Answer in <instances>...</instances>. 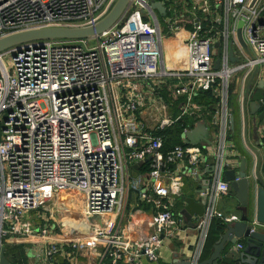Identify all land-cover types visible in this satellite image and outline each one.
Returning <instances> with one entry per match:
<instances>
[{
	"label": "built area",
	"instance_id": "obj_1",
	"mask_svg": "<svg viewBox=\"0 0 264 264\" xmlns=\"http://www.w3.org/2000/svg\"><path fill=\"white\" fill-rule=\"evenodd\" d=\"M150 1L127 0L119 17L92 35L0 49V238H26L38 264H71L82 245L93 264L156 260L177 220L172 204L183 174L209 179L188 264H197L215 215L235 218L214 209L229 188L222 170L236 161L228 140V77L264 62V0H157L163 13ZM113 2L0 0V38L88 26ZM183 14L189 27L182 38L175 18ZM238 20L247 50L236 37ZM173 43L181 44L182 57ZM234 48L247 51L235 65L228 55L230 49L237 57ZM169 82L172 96L164 91ZM200 91L217 100V109L206 120L205 143L185 142ZM182 117L192 124H183L180 142L163 150V130ZM138 161L146 170L130 175ZM49 186L74 193L67 196L77 197L75 219L34 224L26 216Z\"/></svg>",
	"mask_w": 264,
	"mask_h": 264
},
{
	"label": "water",
	"instance_id": "obj_2",
	"mask_svg": "<svg viewBox=\"0 0 264 264\" xmlns=\"http://www.w3.org/2000/svg\"><path fill=\"white\" fill-rule=\"evenodd\" d=\"M127 0H114L108 11L95 23L88 26H51L22 30L7 34L0 38V49L10 44L33 38L42 37H81L98 33L110 26L121 14ZM150 5L156 8L159 13L164 12L162 4L157 0H151ZM241 20L236 24V37L243 48L246 46L240 33ZM217 46V42L213 43ZM247 50V49H246ZM230 60H235L231 50H228ZM218 58L214 59V67H217ZM257 70L255 66L250 73L252 77ZM257 89L248 97L242 96L241 111L244 115V130H250L255 143L264 146L261 138L264 136V83L262 78L256 82ZM246 107V108H245ZM247 119L249 120L247 122ZM230 126L232 116H229ZM204 127V125H203ZM199 132V133H198ZM199 135L206 136V129H199L197 126L185 133L184 141L201 142ZM255 155L252 165V175L245 174V158L240 156L232 167L222 170L223 178L228 182V191L232 193L237 204L238 215L235 218L222 220L218 225L216 238L210 245V253L207 258L199 260L197 264H264V230L258 226H264V173H259L260 158L257 150L251 148ZM141 162L130 165V175L138 171ZM253 182L254 186H249ZM199 194L196 197L183 195V204L179 213L187 222V226L194 227L195 221L199 218L206 202V189L209 186V179L201 182ZM252 183V184H253ZM251 196V197H250ZM250 197V201H249ZM237 238H243V244L239 250L229 246L235 243ZM227 247V249H226ZM225 250V253H222ZM177 253L173 256L176 257ZM180 264H188L184 258ZM0 264L11 263L3 254V246L0 245Z\"/></svg>",
	"mask_w": 264,
	"mask_h": 264
},
{
	"label": "crops",
	"instance_id": "obj_3",
	"mask_svg": "<svg viewBox=\"0 0 264 264\" xmlns=\"http://www.w3.org/2000/svg\"><path fill=\"white\" fill-rule=\"evenodd\" d=\"M264 14V13H263ZM175 45V44H174ZM234 53L237 54V57L233 54L232 56L235 57V60H230L234 64L236 62H241L246 60V53L245 51L238 50L234 48ZM183 61V59H182ZM257 67L255 74L251 77L250 73L254 67ZM259 78H262L264 83V62H260L251 69L247 70L246 67L239 68L232 72L228 77V93H227V109L232 116L231 126H229L228 131V140L230 141V149H231V158L238 161L240 156L245 158V174L252 175V165L255 161V155L251 151V148L257 150L258 157L260 158V165H259V173L262 175L264 173V146H261L252 139L250 134V130H244V115L242 113V96L248 97L252 94L256 89V82ZM199 93V92H198ZM200 96V94H199ZM196 96L199 101H201L200 97ZM215 98L207 104V107H203L201 104L198 109V116L195 120L193 127H198L199 129L203 130L206 124V120L209 118L210 114L215 112V108L217 109ZM246 108V107H245ZM249 120L247 119V122ZM204 125V127H203ZM199 133V132H198ZM207 133V132H206ZM207 136V135H206ZM205 136V137H206ZM201 138V142L205 143L206 138L202 135H199ZM262 143H264V136L261 138ZM189 142V141H187ZM194 143V142H191ZM204 176V175H203ZM248 177V176H247ZM207 179V177L195 178L192 175L183 174L180 182H179V194L175 196L174 202L172 204V210L174 217L177 219L176 222L170 225L171 232L167 235L165 234L162 238L161 245L158 249V257L156 260L149 261L145 259V257L139 258V264H180L181 260L190 256L193 243L195 240L196 229L195 227L187 226L186 220L183 216L179 213V210L183 204L182 196L188 195L196 197L199 192L196 189L200 188L201 182ZM253 183V182H252ZM249 186H254L253 184ZM251 197V196H250ZM249 197V201H250ZM236 200L233 197L232 193L228 190L225 193H221L216 197L214 203V209L216 212H219L224 217H236L238 215V211L236 209ZM215 220H223L221 217L214 216L211 221ZM212 227V226H211ZM260 229L264 230V226H258ZM210 232V231H209ZM208 232V233H209ZM207 235V234H206ZM19 238L20 243L26 238L16 237V236H6L7 240H13ZM206 238V237H205ZM215 239V233H209V236L206 240V245L203 246L201 252L199 254V260L205 259L208 257L210 253V243ZM27 242V241H26ZM241 242L243 244V238H237L235 243ZM235 243L230 244L229 246L233 247L236 250H239L240 247H236ZM23 246V245H21ZM27 252L24 254L25 261L23 264H38L40 259L36 256L35 249L32 246L24 248ZM88 246H81L71 262V264H93V261L88 256ZM227 249V247H226ZM65 251V250H63ZM66 253V251H65ZM174 253H177L176 257L173 256ZM225 253V250L222 252ZM106 260H103L102 264H105ZM225 262L223 264H227Z\"/></svg>",
	"mask_w": 264,
	"mask_h": 264
},
{
	"label": "rangeland",
	"instance_id": "obj_4",
	"mask_svg": "<svg viewBox=\"0 0 264 264\" xmlns=\"http://www.w3.org/2000/svg\"><path fill=\"white\" fill-rule=\"evenodd\" d=\"M173 44H175V48H174L175 54L177 53L178 56L181 55L182 57V54H180L183 52V49L181 48V44L180 43H173ZM173 62L175 63L176 66L182 65V63L178 65V63L175 61L174 58H173ZM39 194L40 195L38 196V198L40 197L39 198L40 201L38 202L36 207L26 211V216L34 224L41 222H46L51 224V222H53L54 219L59 217L60 215H62V219L60 220L59 223L66 222L72 218L75 219V212L78 208L77 197L67 196L72 194L74 195L72 191L62 189V187H58V186H49L48 188H44L40 190ZM67 209H71V210H67ZM69 211L73 212L72 215L67 214ZM0 245L3 246V252L5 256H7L9 260L13 262L15 261L18 264H20V260H21L20 250L23 254H25L27 251L24 248L26 247L30 248L32 246L30 241L26 242L23 240L20 243L19 238L13 240H7L6 237L0 238Z\"/></svg>",
	"mask_w": 264,
	"mask_h": 264
},
{
	"label": "trees",
	"instance_id": "obj_5",
	"mask_svg": "<svg viewBox=\"0 0 264 264\" xmlns=\"http://www.w3.org/2000/svg\"><path fill=\"white\" fill-rule=\"evenodd\" d=\"M168 13L170 14L171 12L168 11ZM175 23L180 28L181 36L183 38L184 37V34H185V31L189 27V18L187 16V14H183V15L176 16ZM172 85H173V82H169L166 85V89H164V91L167 94H170L171 96H172V94L170 92V87ZM199 94H200V96H199ZM196 96H199L200 97V99H201L200 103H201V105L203 107H205V106L207 107V104L214 99L208 91H200ZM189 123L192 124L191 123V118H189V117H182L179 120H177L175 123H173L171 126L165 128L163 130L162 149L163 150L164 149H167V148L171 147L172 144L177 143V142H180V129H181V126L183 124L186 125V124H189ZM145 170H146L145 165L141 163L140 166L138 167V172H143ZM220 222H221V220H215L213 222L210 221L209 226H208L207 235H206V238L204 240L203 246L206 245V240H207V237L209 236V233L210 232L211 233L214 232L215 233V238H216V232L218 230V225H219ZM211 243H210V245H211ZM203 246H202V248H203ZM3 254H4V252H3ZM4 256H5V254H4ZM5 257L7 258V256H5ZM20 258H21L20 264H23V262L25 261V258H24V254L21 252V250H20ZM7 259L9 260V258H7ZM9 261L11 263L18 264L15 261L14 262L11 261V260H9Z\"/></svg>",
	"mask_w": 264,
	"mask_h": 264
}]
</instances>
